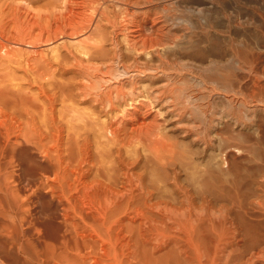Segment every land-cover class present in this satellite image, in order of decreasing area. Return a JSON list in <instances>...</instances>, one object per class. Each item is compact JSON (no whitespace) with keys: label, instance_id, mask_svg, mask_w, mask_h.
<instances>
[{"label":"bare ground","instance_id":"obj_1","mask_svg":"<svg viewBox=\"0 0 264 264\" xmlns=\"http://www.w3.org/2000/svg\"><path fill=\"white\" fill-rule=\"evenodd\" d=\"M150 3L0 0V264L244 262L231 247L235 237L226 235L224 208L199 207L187 198L179 207L149 202L124 156L134 136L144 134L139 141L149 139L150 147L159 141V131L156 140L152 134L160 129V106L176 95L165 89L143 94L131 80L129 89L114 83L120 74L116 61L125 74L145 72L150 64L139 57L161 56L167 41L177 37L175 16ZM129 54L134 58L127 64ZM161 57L156 70L166 66ZM69 70L75 74L67 77ZM182 93L188 101L196 96V91ZM78 99L110 116L118 102L124 105L120 115L116 110L117 117L104 122L95 110L81 113ZM229 101L245 102L239 96ZM177 104L168 107L175 110ZM122 114L143 120L132 121L128 132ZM91 132L103 138L94 148L97 155ZM260 258L263 251L253 252L244 264Z\"/></svg>","mask_w":264,"mask_h":264},{"label":"rangeland","instance_id":"obj_2","mask_svg":"<svg viewBox=\"0 0 264 264\" xmlns=\"http://www.w3.org/2000/svg\"><path fill=\"white\" fill-rule=\"evenodd\" d=\"M150 4L170 13L172 19L175 16L177 37L173 42L167 41L173 46L168 45L162 57H139L150 64L149 71L125 74L123 66L116 61L114 67L120 74L114 77V83L123 82L129 89L134 81L143 94L165 89L169 95H176L170 104L159 105L162 110L158 112V120L162 122L160 129L154 128L156 132L152 136L159 131L160 138L155 137L159 141L165 137L162 145L158 141L160 146L152 142L156 146L150 147L151 141L146 139L149 135L146 134L145 142H141L144 134L137 135L131 138L133 142L130 140L132 148L124 147V156L131 161L135 182L143 181L149 202L160 200L179 207L190 199L199 207L224 208L228 222L226 235L235 237L231 247L238 251L244 264L253 252H264V0H151ZM124 48L122 45L121 49ZM129 55L130 58H125L127 64L134 58L133 54ZM160 57L164 59L165 71L155 69ZM74 74L69 70L67 77ZM188 90L196 91L193 95L198 101L186 100L182 91ZM238 96L243 101L246 99L244 106L229 101ZM79 100L81 113L87 115L95 110L104 122L116 118L124 105L118 102L116 113L110 111V116L92 101ZM175 103L182 110L169 109L168 105L176 106ZM198 109L205 114L197 112ZM189 111H196L195 117ZM122 115L129 122L125 124L128 132L132 131V121L134 124L143 120L142 115L137 117L139 120ZM94 133L98 132H91L90 137L92 142L96 141L93 152L97 155L94 148L101 137L100 133V138ZM130 149L134 150L130 152ZM158 154L160 157L156 158ZM255 264H264V259Z\"/></svg>","mask_w":264,"mask_h":264}]
</instances>
